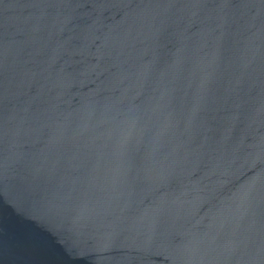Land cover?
<instances>
[{
    "label": "water",
    "instance_id": "95a60500",
    "mask_svg": "<svg viewBox=\"0 0 264 264\" xmlns=\"http://www.w3.org/2000/svg\"><path fill=\"white\" fill-rule=\"evenodd\" d=\"M0 264H264V0H0Z\"/></svg>",
    "mask_w": 264,
    "mask_h": 264
}]
</instances>
